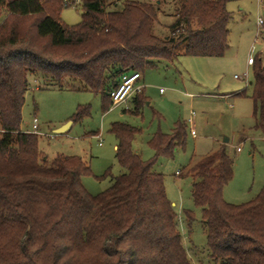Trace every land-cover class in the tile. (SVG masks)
Listing matches in <instances>:
<instances>
[{
	"label": "trees",
	"instance_id": "1",
	"mask_svg": "<svg viewBox=\"0 0 264 264\" xmlns=\"http://www.w3.org/2000/svg\"><path fill=\"white\" fill-rule=\"evenodd\" d=\"M237 1L176 0L169 36L160 39L152 33L157 6L150 1L121 0L118 9L115 2L81 0V21L69 27L59 20L69 7L63 0H0V264H191L164 176L153 171L159 158L172 159L185 148L184 122L169 134L152 135L148 160L132 149L140 130L112 123L115 159L126 172L91 195L81 182L91 170L81 158H40L38 135L21 130L22 108L30 76L58 84L77 79L102 96L107 111L123 74L144 73L181 54L221 58L232 20L226 6ZM254 64L255 128L264 131V59L256 57ZM145 102L134 96L133 113ZM88 114L89 106H80L71 121ZM187 175L210 258L264 264V188L245 204L224 201V186L233 177L225 146L190 166ZM183 212L190 228L194 215Z\"/></svg>",
	"mask_w": 264,
	"mask_h": 264
},
{
	"label": "rangeland",
	"instance_id": "2",
	"mask_svg": "<svg viewBox=\"0 0 264 264\" xmlns=\"http://www.w3.org/2000/svg\"><path fill=\"white\" fill-rule=\"evenodd\" d=\"M121 8V0H106ZM152 2L157 6L154 36L165 39L175 21L176 0H132ZM231 13L228 50L221 58H195L182 54L173 62H159L141 73L137 83L143 88L146 102L138 114L134 106L102 108V96L74 78L60 84L40 75L28 78L22 108L21 130L30 132L33 118L38 122L40 158L48 161L58 155L79 157L90 167L91 174L81 179L91 195H97L126 172L115 159L116 139L110 134L112 123H125L140 130L132 149L143 160L153 156L148 141L156 132L169 134L176 122L187 127L186 145L177 149L172 159L159 158L153 167L164 176L166 196L177 216L182 245L191 264H218L209 255L206 234L201 225V209L191 198L192 178L187 172L194 163L225 146L233 161V177L224 186L223 199L232 205L252 201L264 188V131L255 128L254 104L251 99L253 68H247L249 55L264 59V32L258 36L257 20L264 19V5L257 0L230 2ZM80 7L63 8L59 20L76 26L81 21ZM264 29V28H262ZM253 51L251 52V49ZM182 49H180V52ZM257 60L254 64L256 66ZM248 69V70H247ZM248 71V82L242 77ZM235 92L239 96H231ZM221 95H229L221 97ZM80 106H89V114L79 122L71 119ZM190 121V122H189ZM69 125L64 133L55 130ZM193 130L195 136L191 135ZM228 139V144L222 143ZM183 211H191L190 228Z\"/></svg>",
	"mask_w": 264,
	"mask_h": 264
},
{
	"label": "built area",
	"instance_id": "3",
	"mask_svg": "<svg viewBox=\"0 0 264 264\" xmlns=\"http://www.w3.org/2000/svg\"><path fill=\"white\" fill-rule=\"evenodd\" d=\"M154 1V0H153ZM64 6H69V7H80L81 6V0H63ZM257 2L260 5H264V0H257ZM257 24L259 27V31L262 28H264V19L261 17L258 18ZM261 31L258 32V36L261 35ZM253 51V48L251 49V52ZM254 64V58L249 55L247 59V65L252 66ZM235 79H244L246 82H248V71H246L242 77L235 76ZM141 79V74L137 72H132V73H126L123 74L120 78V82L118 86L110 92V99H111V106H120L123 105L125 108H128V103L129 100L137 94H140L143 90L141 86H138L137 83ZM190 122V121H189ZM29 133H33L36 135H43L39 133L38 131V122L36 118H33L32 121V129ZM191 135H195L194 131H190Z\"/></svg>",
	"mask_w": 264,
	"mask_h": 264
},
{
	"label": "crops",
	"instance_id": "4",
	"mask_svg": "<svg viewBox=\"0 0 264 264\" xmlns=\"http://www.w3.org/2000/svg\"><path fill=\"white\" fill-rule=\"evenodd\" d=\"M224 55H225V54H224ZM170 63H171V62H170ZM250 67H252V66H248V65H247V68H248V69H249ZM248 69H247V70H248ZM141 79H142V77H141ZM141 79H140V80H141ZM234 79H235V78H234ZM248 84L250 85V83H248ZM142 92H143V91H142ZM239 93H240V92H235V93L231 94V96H233V97L236 96V95L239 96ZM137 95H138V94H137ZM134 96H136V95H134ZM134 96H133V97H134ZM142 96L144 97V95H142ZM227 96H229V95H221V97H227ZM133 97H132V98H133ZM132 98L129 100V103H128V104H131V103H132ZM144 98H145V97H144ZM120 106H121V105H120ZM129 106H130V105H128V108H129ZM194 136H195V135H194ZM228 142H229V140H228ZM228 142H227V144H228ZM222 143H223V142H222ZM115 148H116V146H115ZM218 148H219V147H218ZM135 153H136V152H135ZM137 154H138V153H137ZM84 162H85V161H84ZM85 163H86V162H85Z\"/></svg>",
	"mask_w": 264,
	"mask_h": 264
},
{
	"label": "water",
	"instance_id": "5",
	"mask_svg": "<svg viewBox=\"0 0 264 264\" xmlns=\"http://www.w3.org/2000/svg\"><path fill=\"white\" fill-rule=\"evenodd\" d=\"M70 124H71V122L68 125H66V126H63L61 128L56 129L55 132L58 133V134L64 133L65 131L68 130ZM227 142H228V139H224L223 143L227 144Z\"/></svg>",
	"mask_w": 264,
	"mask_h": 264
}]
</instances>
